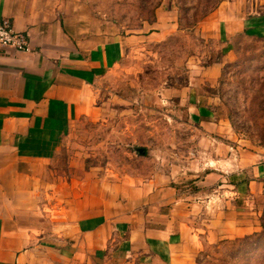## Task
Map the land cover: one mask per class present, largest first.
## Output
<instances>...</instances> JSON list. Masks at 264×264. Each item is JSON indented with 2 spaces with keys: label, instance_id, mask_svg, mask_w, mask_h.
<instances>
[{
  "label": "rangeland",
  "instance_id": "1",
  "mask_svg": "<svg viewBox=\"0 0 264 264\" xmlns=\"http://www.w3.org/2000/svg\"><path fill=\"white\" fill-rule=\"evenodd\" d=\"M58 1L76 49L117 51L95 57L100 74L50 161L55 180L108 192L159 174L187 224L175 264H264V0ZM231 180L247 198L220 235Z\"/></svg>",
  "mask_w": 264,
  "mask_h": 264
},
{
  "label": "crops",
  "instance_id": "2",
  "mask_svg": "<svg viewBox=\"0 0 264 264\" xmlns=\"http://www.w3.org/2000/svg\"><path fill=\"white\" fill-rule=\"evenodd\" d=\"M2 20L27 33L31 50L0 54V264L177 263L187 224L169 180L134 174L106 192L83 179L76 191L73 180L60 185L52 173L58 166L50 161L87 101L88 82L100 74L95 57L105 60L116 45L76 49L58 0H0ZM245 184H227L236 195L231 206L224 201L220 235L229 234V222L237 227L229 214L247 198L236 193Z\"/></svg>",
  "mask_w": 264,
  "mask_h": 264
},
{
  "label": "built area",
  "instance_id": "3",
  "mask_svg": "<svg viewBox=\"0 0 264 264\" xmlns=\"http://www.w3.org/2000/svg\"><path fill=\"white\" fill-rule=\"evenodd\" d=\"M28 35L13 29L7 20L0 22V54L7 52L28 53L30 52Z\"/></svg>",
  "mask_w": 264,
  "mask_h": 264
},
{
  "label": "trees",
  "instance_id": "4",
  "mask_svg": "<svg viewBox=\"0 0 264 264\" xmlns=\"http://www.w3.org/2000/svg\"><path fill=\"white\" fill-rule=\"evenodd\" d=\"M143 155V154H142Z\"/></svg>",
  "mask_w": 264,
  "mask_h": 264
}]
</instances>
